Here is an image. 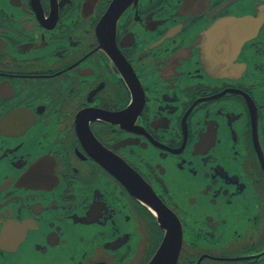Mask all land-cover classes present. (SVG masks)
<instances>
[{
    "label": "flooded vegetation",
    "instance_id": "af4514ba",
    "mask_svg": "<svg viewBox=\"0 0 264 264\" xmlns=\"http://www.w3.org/2000/svg\"><path fill=\"white\" fill-rule=\"evenodd\" d=\"M0 264H264V0H0Z\"/></svg>",
    "mask_w": 264,
    "mask_h": 264
}]
</instances>
